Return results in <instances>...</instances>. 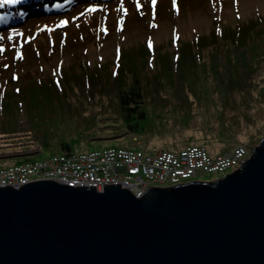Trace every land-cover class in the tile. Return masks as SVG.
<instances>
[{
    "label": "rangeland",
    "instance_id": "374dc122",
    "mask_svg": "<svg viewBox=\"0 0 264 264\" xmlns=\"http://www.w3.org/2000/svg\"><path fill=\"white\" fill-rule=\"evenodd\" d=\"M93 1L58 12L66 18L78 17L69 38L58 31L46 32L23 48L21 57L16 50V36L20 38L21 33L15 31H25L31 38L44 20H55L47 19L55 17V12L47 16L40 12L44 17L34 14L0 31V49L4 45L10 50L0 51V165L68 149L118 145H136L155 153L195 143L219 154L242 143L249 148L245 159L251 156L264 136V0H182L178 11L173 0H161L157 30L151 25L155 20L152 0L103 1L107 11L97 14L95 25L86 10ZM220 18L224 19L222 36L216 34ZM101 22L111 33L101 31ZM149 34L155 39V67L148 54L138 53L140 48L147 51ZM199 36L200 42L193 43ZM119 45L124 51L119 68L123 80L132 83L138 75L145 78V83L141 81L144 100L137 107L148 118L140 126L142 131L128 127L118 99L122 76L116 78L114 71ZM180 46L184 58L174 57ZM130 52H136V67L127 74ZM64 73L77 82H66L71 87L62 89L59 76ZM53 81L66 93L60 91L51 101L25 96L24 90L30 92L36 83L50 82L56 89ZM43 87L39 94L47 90ZM33 143L41 146L38 153L7 157L25 152ZM242 165L216 172L198 170L196 179L184 182L216 180Z\"/></svg>",
    "mask_w": 264,
    "mask_h": 264
},
{
    "label": "water",
    "instance_id": "95a60500",
    "mask_svg": "<svg viewBox=\"0 0 264 264\" xmlns=\"http://www.w3.org/2000/svg\"><path fill=\"white\" fill-rule=\"evenodd\" d=\"M242 160L140 196L121 182L0 185V264H264V136Z\"/></svg>",
    "mask_w": 264,
    "mask_h": 264
},
{
    "label": "built area",
    "instance_id": "2783aa9c",
    "mask_svg": "<svg viewBox=\"0 0 264 264\" xmlns=\"http://www.w3.org/2000/svg\"><path fill=\"white\" fill-rule=\"evenodd\" d=\"M248 152L249 148L242 143L232 151L217 156L198 144L174 151L161 149L155 153L120 146L68 151L43 159L0 166V185L19 187L30 181L54 179L74 186L96 184V188L102 189L104 183L121 182L140 196L152 185L166 186L196 179L198 170L216 172L240 163L242 165V159Z\"/></svg>",
    "mask_w": 264,
    "mask_h": 264
},
{
    "label": "trees",
    "instance_id": "16d2710c",
    "mask_svg": "<svg viewBox=\"0 0 264 264\" xmlns=\"http://www.w3.org/2000/svg\"><path fill=\"white\" fill-rule=\"evenodd\" d=\"M222 30H223V32L225 31L223 26H222ZM222 35H223V33H222ZM237 35H240V31L237 32ZM214 36H215V34H214ZM145 48H146V46H145ZM130 53H131V56L128 58V60H127L128 62L126 64L127 74L132 73L136 67V57H135L136 52H130ZM138 53H142L143 56H146L147 54L149 55L148 49H147V51H143V49L140 48V51ZM184 57L185 56L181 55V58H184ZM200 61H201V59H200ZM121 68H122V66H121ZM173 68H174L173 62H171V71L172 72H173ZM122 74L123 73L120 70V74L118 76H116V78L117 77L119 78L120 76H122ZM142 80L143 81L145 80L144 76H139V75L137 77H135V79L132 81V83H129L127 81V79L123 80V76H122L121 80L120 79L118 80V82L122 81V84H120L117 88L118 91L120 90V92L118 93V97H119L118 99L121 103L123 110L126 112V113H124L125 121L127 122L128 127H130L131 129L133 128V131H142L144 126H142V128H140V126L143 125L142 123H145L148 120V118L144 114V111H138L139 109L137 108L138 106H140V104L144 100V93H143L144 86L141 83ZM63 82H64V86H70L68 84L65 85L66 82H69L72 85V84L76 83L77 80L75 79L74 76L70 77L68 75L66 77V75H65V77L63 78ZM144 83H145V81H144ZM40 84L41 83H36L35 86L31 87L30 92H27L25 89L24 90L25 96H26V94H30L31 96H35V97H41L42 96L41 98H43L45 100L49 99L48 101H51V100H54V98L60 94V91H62V90H59L60 88L56 85V82L54 83V86H56V89H54L52 87L53 85H50L48 82H43V85H40ZM43 86L44 87L47 86L46 87L47 90L45 88L44 90H46V91L39 94V92H37V91L39 90L40 87H43ZM65 90H67V89H65ZM62 92H65V91H62ZM30 101L33 102L34 100L30 99ZM8 107H9V104H8ZM136 108H137V110H136ZM137 111H138V114H137Z\"/></svg>",
    "mask_w": 264,
    "mask_h": 264
},
{
    "label": "snow or ice",
    "instance_id": "6c2138e0",
    "mask_svg": "<svg viewBox=\"0 0 264 264\" xmlns=\"http://www.w3.org/2000/svg\"><path fill=\"white\" fill-rule=\"evenodd\" d=\"M7 2L8 3H19V0H7ZM155 3H156V0H153V7H155ZM173 4L175 6L176 0H173ZM177 11H178V8H177ZM21 15H23V13H21ZM120 25H121V30H123V21L120 22ZM152 26H155V25H152ZM148 47L150 49L153 47L151 40L148 41ZM0 51H3V49H0Z\"/></svg>",
    "mask_w": 264,
    "mask_h": 264
},
{
    "label": "bare ground",
    "instance_id": "6f19581e",
    "mask_svg": "<svg viewBox=\"0 0 264 264\" xmlns=\"http://www.w3.org/2000/svg\"><path fill=\"white\" fill-rule=\"evenodd\" d=\"M4 27H6V26H4ZM2 28L3 27H0V31L2 30ZM136 148H139V149H142V150H144V151H146L144 148H140V147H136ZM148 152V151H147ZM150 153V152H149ZM103 179H106V177H103ZM187 180H189V179H187ZM186 181V180H185ZM132 189H136V188H132ZM132 191V190H131Z\"/></svg>",
    "mask_w": 264,
    "mask_h": 264
}]
</instances>
